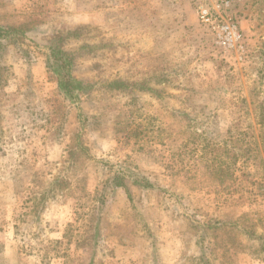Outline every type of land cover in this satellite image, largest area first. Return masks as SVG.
Wrapping results in <instances>:
<instances>
[{
  "label": "rangeland",
  "instance_id": "1",
  "mask_svg": "<svg viewBox=\"0 0 264 264\" xmlns=\"http://www.w3.org/2000/svg\"><path fill=\"white\" fill-rule=\"evenodd\" d=\"M233 12L243 61L193 0H0V264H264V0Z\"/></svg>",
  "mask_w": 264,
  "mask_h": 264
},
{
  "label": "built area",
  "instance_id": "2",
  "mask_svg": "<svg viewBox=\"0 0 264 264\" xmlns=\"http://www.w3.org/2000/svg\"><path fill=\"white\" fill-rule=\"evenodd\" d=\"M199 23L210 31L214 43L225 55L239 61L246 58V41L241 25L233 12L235 0H193Z\"/></svg>",
  "mask_w": 264,
  "mask_h": 264
},
{
  "label": "trees",
  "instance_id": "3",
  "mask_svg": "<svg viewBox=\"0 0 264 264\" xmlns=\"http://www.w3.org/2000/svg\"><path fill=\"white\" fill-rule=\"evenodd\" d=\"M25 31L24 25L6 28L0 26V42L4 39H12L23 35ZM47 69L55 78L60 93L67 99L77 98L79 93L83 92L87 87L81 81L74 78L72 74L73 58L62 50L52 51L51 59L47 62ZM145 186L151 187L150 184H145Z\"/></svg>",
  "mask_w": 264,
  "mask_h": 264
},
{
  "label": "crops",
  "instance_id": "4",
  "mask_svg": "<svg viewBox=\"0 0 264 264\" xmlns=\"http://www.w3.org/2000/svg\"><path fill=\"white\" fill-rule=\"evenodd\" d=\"M198 16V15H197Z\"/></svg>",
  "mask_w": 264,
  "mask_h": 264
}]
</instances>
